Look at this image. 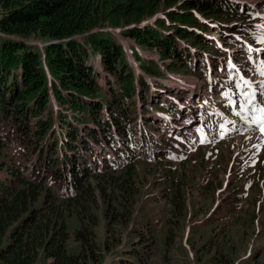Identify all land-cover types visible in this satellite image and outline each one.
Returning <instances> with one entry per match:
<instances>
[{
	"label": "trees",
	"instance_id": "16d2710c",
	"mask_svg": "<svg viewBox=\"0 0 264 264\" xmlns=\"http://www.w3.org/2000/svg\"><path fill=\"white\" fill-rule=\"evenodd\" d=\"M249 10L255 9L238 0H0V155L15 140L13 155L20 156L17 163L5 161L6 173L0 175V264L96 260L99 194L122 200L138 190L140 87L152 94L144 72L167 75L162 64L171 72H209L208 55L223 53L211 34L216 25L227 40L246 32L259 41L260 27L238 23L252 21ZM125 25L121 32L137 43L131 49L144 72L136 70L116 33L105 28ZM139 46L156 51L159 60L144 57ZM196 50L202 53L199 64ZM93 56L109 72L107 82ZM176 96L153 107L176 116ZM151 119L143 120L149 131L159 125ZM166 140L147 133L140 153L164 155ZM105 148L115 154L101 161ZM75 213L83 221L75 230L81 246L71 251L68 218ZM145 250L136 246L117 264H144L150 257Z\"/></svg>",
	"mask_w": 264,
	"mask_h": 264
},
{
	"label": "rangeland",
	"instance_id": "374dc122",
	"mask_svg": "<svg viewBox=\"0 0 264 264\" xmlns=\"http://www.w3.org/2000/svg\"><path fill=\"white\" fill-rule=\"evenodd\" d=\"M238 1L255 9L248 11L252 21L243 18L239 25L264 30V0ZM125 27L105 28L116 33L133 65L137 64V71H142L131 49L137 43L121 32ZM211 34L220 40L223 53L208 55L209 72H171L162 64L167 75L144 73L152 85L154 100L149 102L151 95L140 87L135 160L138 190L132 198L125 196L122 200H112L113 195L105 199L99 194L94 226L99 249L92 264H117L136 246L146 249V256L150 250L144 264H264V133L259 130L264 124V32L263 37L257 35L258 42L246 32L233 36L236 41L227 40L218 25ZM28 40L41 43L34 37ZM138 49L144 57L159 60L156 51ZM201 55L197 50L193 55L197 64L202 61ZM92 58L101 81L107 82L104 76L109 72L97 56ZM237 75L242 81L232 90ZM157 82L169 86L174 94ZM253 91L257 100L246 105L245 111L243 93ZM169 93L178 95L172 107L179 113L172 117L162 108L153 107ZM150 118L159 123L152 131L143 126V120ZM147 133H154L160 141L167 139L161 143L169 147L164 155L146 157L140 153ZM9 145L12 147L1 151L0 175L6 173L5 161L17 163L20 159L19 154L17 158L13 155L17 141L11 140ZM149 150L154 153L151 147ZM102 152L99 157L104 161ZM110 152L115 154L112 149ZM108 200L113 202L108 204ZM68 219V248L78 251L81 243L75 238V230L83 221L76 213Z\"/></svg>",
	"mask_w": 264,
	"mask_h": 264
},
{
	"label": "snow or ice",
	"instance_id": "6c2138e0",
	"mask_svg": "<svg viewBox=\"0 0 264 264\" xmlns=\"http://www.w3.org/2000/svg\"><path fill=\"white\" fill-rule=\"evenodd\" d=\"M264 27V26H262ZM264 74V73H262ZM247 83V82H245ZM245 99L243 101H241V104L245 105V111H247V107L246 105L248 104H253L256 100H257V97H256V94L255 92H251V93H248V92H244L243 93ZM261 103H264V91H262V99H261ZM255 123H261L260 121H254ZM262 133H264V124H262V126L260 127L259 129Z\"/></svg>",
	"mask_w": 264,
	"mask_h": 264
},
{
	"label": "water",
	"instance_id": "95a60500",
	"mask_svg": "<svg viewBox=\"0 0 264 264\" xmlns=\"http://www.w3.org/2000/svg\"><path fill=\"white\" fill-rule=\"evenodd\" d=\"M132 61V60H131ZM136 64V63H135ZM135 66H137V64L135 65ZM137 70V69H136Z\"/></svg>",
	"mask_w": 264,
	"mask_h": 264
}]
</instances>
